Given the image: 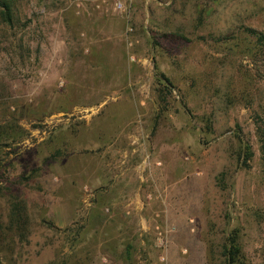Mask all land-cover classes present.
I'll use <instances>...</instances> for the list:
<instances>
[{"label":"rangeland","instance_id":"1","mask_svg":"<svg viewBox=\"0 0 264 264\" xmlns=\"http://www.w3.org/2000/svg\"><path fill=\"white\" fill-rule=\"evenodd\" d=\"M8 1L0 264H264V0Z\"/></svg>","mask_w":264,"mask_h":264},{"label":"trees","instance_id":"2","mask_svg":"<svg viewBox=\"0 0 264 264\" xmlns=\"http://www.w3.org/2000/svg\"><path fill=\"white\" fill-rule=\"evenodd\" d=\"M0 5L3 6V8H0V17L4 22L9 23L11 21V16H12L11 4L8 0H1ZM251 32L256 33V31L253 29H251ZM256 34L260 41H264L263 35L259 33ZM159 76H161V78L166 83L170 84L169 78H167L163 73H159ZM258 132L261 135L262 141L264 143V128H262L260 125H258ZM251 153L252 151L249 144L245 143L243 147L244 158L250 157ZM18 216L19 215L17 214L16 217L18 218ZM223 256L225 258L226 264H243L241 246L237 242L236 232L227 238L226 243L223 247Z\"/></svg>","mask_w":264,"mask_h":264}]
</instances>
